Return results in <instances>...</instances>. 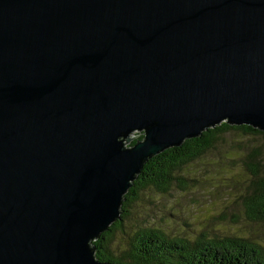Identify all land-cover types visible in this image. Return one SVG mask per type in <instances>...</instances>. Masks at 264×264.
I'll return each instance as SVG.
<instances>
[{
	"label": "water",
	"instance_id": "1",
	"mask_svg": "<svg viewBox=\"0 0 264 264\" xmlns=\"http://www.w3.org/2000/svg\"><path fill=\"white\" fill-rule=\"evenodd\" d=\"M221 123L264 133V0H0V264H111L142 166Z\"/></svg>",
	"mask_w": 264,
	"mask_h": 264
},
{
	"label": "trees",
	"instance_id": "2",
	"mask_svg": "<svg viewBox=\"0 0 264 264\" xmlns=\"http://www.w3.org/2000/svg\"><path fill=\"white\" fill-rule=\"evenodd\" d=\"M262 136L264 133L249 126H230L227 123L210 128L194 139L185 140L181 146L170 148L149 159L140 174L124 195L120 220L93 242L95 259L111 264H264V249L247 238L236 235L209 237L200 234L190 240L186 237H169L154 228H138L126 238L128 247L115 257L110 252L113 233L122 227L128 209L139 194L152 189L168 194L172 189L181 192L196 189L197 181L187 178L182 169L214 150V144L226 134ZM142 139L140 134L130 142ZM242 163L247 179L242 182L240 199L246 220L264 227V154L258 149L249 150Z\"/></svg>",
	"mask_w": 264,
	"mask_h": 264
},
{
	"label": "rangeland",
	"instance_id": "3",
	"mask_svg": "<svg viewBox=\"0 0 264 264\" xmlns=\"http://www.w3.org/2000/svg\"><path fill=\"white\" fill-rule=\"evenodd\" d=\"M140 133L130 136L134 138ZM264 154L262 136L226 134L214 150L182 169L187 178L197 181L196 189L181 192L172 189L162 195L146 189L130 205L122 227L112 236L110 252L118 257L126 251V238L138 228H154L169 237L180 236L190 240L200 234L209 237L242 236L264 249V227L244 217L240 194L242 182L247 179L242 163L249 150Z\"/></svg>",
	"mask_w": 264,
	"mask_h": 264
}]
</instances>
